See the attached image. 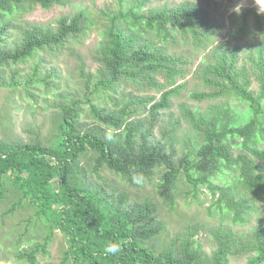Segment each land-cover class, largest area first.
I'll list each match as a JSON object with an SVG mask.
<instances>
[{"label": "trees", "instance_id": "16d2710c", "mask_svg": "<svg viewBox=\"0 0 264 264\" xmlns=\"http://www.w3.org/2000/svg\"><path fill=\"white\" fill-rule=\"evenodd\" d=\"M67 1L0 0V13L3 17L13 16L26 5L31 9L35 6L49 9L65 5ZM253 15L260 28L263 15H258L256 9L234 15V22L239 23L232 36L235 41L249 33ZM10 24L8 21L0 29V42ZM85 26L86 16L80 13L60 17L56 29L39 26L24 29L19 46L12 50L0 47V67L25 63L39 51L53 52L64 48L70 39L84 33ZM211 27L205 19H199L194 6L187 4L142 15L135 9L128 15H118L96 50L95 61L100 63L97 80L93 82L95 77L86 72L83 61L78 70L79 81L86 87L88 115L99 124L83 128L79 117L84 108L79 99L71 106H61L60 119L54 123L58 134L53 137L52 144L0 141V201L7 194L10 179L12 186L20 192L14 208L22 204L36 207L49 226L46 243L42 247L35 246L33 252L24 251L19 258H27L29 264H40L36 254L40 249L46 253L57 230L61 232L58 234L63 252L61 264H230L231 257L244 253L250 256L247 264H264L262 221H258L247 236L223 227L213 230L216 248L211 257L203 253L194 239L200 230L197 226L188 227L184 236L175 237L164 248L158 249L153 242L165 232L166 225L158 221V208L154 202L147 199L128 205L126 193L116 197L104 189L85 185L79 177L81 159L91 152L95 173L106 167L131 183L134 171L141 173L145 181L163 167L158 194L171 209L177 205L175 192L181 178L187 180L195 194L204 187L213 199L219 195L210 210L227 213L234 225L245 224L252 213L258 212L259 204L264 207V169L255 161V158L264 159L263 45L256 51V59L250 55L255 67L253 74L260 83L257 95L251 89V76L246 73V65L242 69L237 67L238 49L229 53L223 43L220 52L213 51L215 61L202 67L203 84L212 90L190 94L192 100L199 102L231 96L246 104L245 110L235 111L228 103L211 104L205 111H192L182 106L185 118L201 141L193 144L194 152H187L179 159L167 151L164 143L152 139L160 111L170 109L172 98L183 88L175 86L178 79L185 76L184 69L177 65L187 63V60L183 62L181 58L171 56L166 46L156 47L151 40L175 41L178 32L191 39L197 48L204 49L212 42L207 32ZM53 77L49 72L45 83L50 85L48 80ZM159 77H163V81L160 82ZM33 82L30 78L25 86ZM129 82L137 85L139 91L156 90L160 97L155 94L132 96L119 109L93 103L95 93L99 95V102L105 96L114 100L116 89L121 83ZM12 85L20 83L13 81L7 87ZM135 105L147 109L148 127L144 122L127 123L129 117L138 112ZM106 129L112 130L110 137L105 136ZM235 148L242 152L234 156L232 149ZM225 171L236 173L237 183L215 184L212 177ZM238 186L244 190L243 194L238 191ZM109 243L119 244L121 251L106 255L105 248Z\"/></svg>", "mask_w": 264, "mask_h": 264}, {"label": "rangeland", "instance_id": "374dc122", "mask_svg": "<svg viewBox=\"0 0 264 264\" xmlns=\"http://www.w3.org/2000/svg\"><path fill=\"white\" fill-rule=\"evenodd\" d=\"M142 1L68 0L65 5L52 6L49 9L38 6L31 9L26 5L22 11L14 13L13 16L3 17L0 13V29L8 21L11 22L3 41L0 42V47L3 49L12 50L19 46L23 39L24 29L29 27L56 29L60 17L63 16L72 17L83 13L88 26H85L82 35L70 39L64 48L53 52L39 51L25 63H11L0 67V83H2L0 85V141L7 144L36 141L46 145L52 144L53 137L58 134L54 123L60 119L61 106L63 104L71 106L79 99L83 102L82 107L84 108L83 114L79 117L83 128L89 129L98 125L99 123L88 115L90 106L86 99V87L79 81L78 70L83 61L86 72L91 73L92 78L95 77L93 82L97 80V69L100 63L95 61L96 50L104 41V33L110 29L113 18L120 14L128 15L133 9L137 14L142 15L150 11L171 10L187 4L198 10L199 19L203 18L207 24L212 25L207 31L212 42L206 44L204 49L197 48L191 39L178 32L174 36L175 41L168 40L166 43L155 41L153 37L147 35V38L154 39L151 41L156 47L166 46L171 56L181 58L183 62L187 60V63L177 65V68L184 69L185 76L179 78L175 86L179 85L183 88L177 96L172 98V107L160 111L159 119L152 132L153 141L164 143L167 151L173 153L175 159H179L187 152H194L193 144H197L200 140L185 118L182 106H187L192 111L195 109L205 111L211 104L228 103L235 111L245 110L246 104L231 96L216 100L205 99L199 102L192 100L190 94L212 90L203 84L202 67L215 61L213 51L220 52L223 49L222 43L226 45L224 48L229 53L234 48L238 49L237 67L242 69L246 65V73L251 76V89L256 95L259 93L260 83L253 74L255 67L250 61V55L253 54L256 59V51L261 45L264 46V15L260 28L253 15L249 23V33L240 40L235 41L232 38L239 27V23L234 22V15L248 9H256L254 0H146L144 5L138 7ZM237 6H240L239 12L235 11ZM49 72L54 76L48 80L50 85L45 83ZM30 78H33L34 82L25 86ZM163 79V77L158 78L160 82ZM13 81L19 82L20 85L7 87ZM154 94L157 98L160 97L156 90L139 91L138 86L131 82L121 83L120 88L116 89L114 100L105 96L99 102L97 100L99 95L95 93L96 101L93 103L99 107L119 109L123 102H128L132 96L144 97ZM134 107L138 109V112L129 117L127 123L144 122L145 127H148L150 117L147 109L139 105ZM134 107L132 109H135ZM106 132L105 136L110 137L112 130L106 129ZM240 152L242 151L239 149H232L234 156ZM93 157V153L89 152L80 162L81 175L79 177L85 185L104 189L116 197L121 193H126L128 205L143 203L150 199L157 206V219L166 225L165 232L153 242L158 245V249L164 248L175 237L184 236L188 227L197 226L200 230L194 239L201 246L203 253L211 257L216 248L212 236L213 230L223 227L232 229L237 235L247 236L258 221L264 222V207L259 204L258 212L252 213L245 224L234 225L227 213L215 209L210 210L213 201L217 200L219 195L213 199L204 187L199 188L195 194L193 187L185 178H181L178 182L175 192L177 205L175 209H171L158 194V183L164 172L163 167L157 169L151 179L138 185L120 177L106 167L95 173ZM255 161L259 167L264 169V159L255 158ZM212 179L220 186L237 183L236 173H228V171L220 175L216 174ZM7 185V194L0 201V264H29L27 258L21 259L19 255L24 251L33 252L36 249L35 246L42 247L49 235L47 230L49 226L38 214L36 207L22 204L14 208V203L19 201L20 192L12 186L10 179ZM238 191L241 194L244 193L240 186H238ZM60 233L55 231L52 241L46 248V253L40 252V249L36 254L40 264H61L63 252L60 247L61 238L58 236ZM249 257L246 253L239 254L231 257L230 264H247Z\"/></svg>", "mask_w": 264, "mask_h": 264}, {"label": "clouds", "instance_id": "9594fccd", "mask_svg": "<svg viewBox=\"0 0 264 264\" xmlns=\"http://www.w3.org/2000/svg\"><path fill=\"white\" fill-rule=\"evenodd\" d=\"M256 11L258 15H264V0H254ZM236 12L240 11V6L235 9ZM132 183L142 184L144 182V176L141 173L133 172L131 176ZM121 251V247L116 243H109L105 248L106 255H114Z\"/></svg>", "mask_w": 264, "mask_h": 264}]
</instances>
